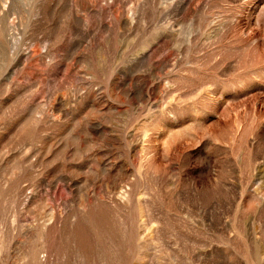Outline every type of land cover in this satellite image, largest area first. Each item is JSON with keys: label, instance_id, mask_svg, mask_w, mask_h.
<instances>
[{"label": "rangeland", "instance_id": "374dc122", "mask_svg": "<svg viewBox=\"0 0 264 264\" xmlns=\"http://www.w3.org/2000/svg\"><path fill=\"white\" fill-rule=\"evenodd\" d=\"M0 264H264V0H0Z\"/></svg>", "mask_w": 264, "mask_h": 264}]
</instances>
